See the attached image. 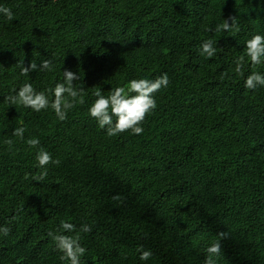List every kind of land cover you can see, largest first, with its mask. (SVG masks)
<instances>
[{"label": "trees", "instance_id": "1", "mask_svg": "<svg viewBox=\"0 0 264 264\" xmlns=\"http://www.w3.org/2000/svg\"><path fill=\"white\" fill-rule=\"evenodd\" d=\"M0 264H69L48 236L72 223L86 248L81 264H264V87L245 88L246 41L264 35V0H0ZM236 16L238 31L216 32ZM231 22V21H229ZM214 40L216 54L200 55ZM245 57L244 74L235 60ZM52 68L21 74L22 63ZM71 70L83 103L59 120L10 105L25 83L44 91ZM170 83L143 134L109 137L90 117L132 79ZM79 99V98H78ZM115 120V118H113ZM24 127V139L12 132ZM38 138L30 147L26 141ZM12 140L11 147L6 141ZM40 148L60 163L37 182ZM119 196L120 199H114ZM227 233V239L219 234ZM65 235L74 233L64 232ZM151 250L140 260L138 248Z\"/></svg>", "mask_w": 264, "mask_h": 264}, {"label": "clouds", "instance_id": "2", "mask_svg": "<svg viewBox=\"0 0 264 264\" xmlns=\"http://www.w3.org/2000/svg\"><path fill=\"white\" fill-rule=\"evenodd\" d=\"M0 13L7 17L8 20L13 19L12 11L0 6ZM231 21V22H229ZM238 31V23L236 16H229L222 23L216 25V32H231ZM214 40L206 39L200 45V55L206 58H212L216 54ZM246 55L252 66L264 63V35L255 34L246 41ZM235 73L244 74L245 57L242 55L235 60ZM52 61L49 59L43 60L39 65L35 61H31L28 66L22 63L21 74L29 75L30 72L36 70L50 71ZM80 77L71 70L63 71V82L57 83L54 89H49L54 96L53 100H49L48 95L44 91H37L32 84L25 83L15 95L6 96L4 101L10 105H22L25 108H30L33 111L40 112L49 107L54 110L57 118L61 121L67 118L68 110L74 108L77 103H83V85L77 87L74 82ZM170 83L168 74L165 72L155 79H132L126 86L116 87L111 90L110 94L105 96L101 91H96L95 101L88 109L90 117L98 122L101 129H106V134L109 137L118 136L124 132H131L133 135L143 134L142 124L146 117L157 108L155 94L162 88H167ZM244 86L247 89L254 90L258 86L264 87V73L251 72L247 75ZM79 98V99H78ZM115 118V120L113 119ZM25 128L17 127L12 132V135L24 139ZM11 147L12 140L6 141ZM26 143L36 148L40 141L38 138H29ZM38 167L43 169L39 174L32 176V179L40 182L47 176V165L59 164L60 161L53 160L51 153L40 148L36 154ZM114 199H120L119 196ZM60 234L49 232L48 236L52 238L59 252L61 260H66L69 264H81V257L85 256L86 248L81 244L79 232L87 233L91 231L90 226L82 225L77 232L76 226L72 223L61 221ZM0 232L7 236L10 229L7 227L0 228ZM64 232L74 233V235H65ZM221 239H227V233L219 234ZM140 252V260L146 261L151 258V250H145L142 246L138 248ZM208 256L205 264H216L214 257H218L221 252V244L218 241L214 242L207 248Z\"/></svg>", "mask_w": 264, "mask_h": 264}]
</instances>
